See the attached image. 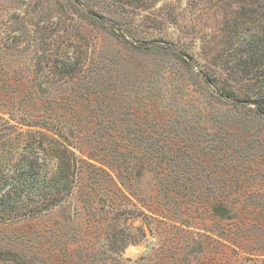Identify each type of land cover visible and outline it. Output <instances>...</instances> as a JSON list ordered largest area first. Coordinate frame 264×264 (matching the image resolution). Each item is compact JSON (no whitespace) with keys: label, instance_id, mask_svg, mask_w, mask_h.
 Returning a JSON list of instances; mask_svg holds the SVG:
<instances>
[{"label":"rangeland","instance_id":"374dc122","mask_svg":"<svg viewBox=\"0 0 264 264\" xmlns=\"http://www.w3.org/2000/svg\"><path fill=\"white\" fill-rule=\"evenodd\" d=\"M76 3L0 0V84L20 85V96L27 87L20 104L29 121L59 118L65 135L111 134L124 144L128 175L110 168L112 181L98 185L80 173L45 222L0 224L3 244L25 253L35 242L49 264H257L264 259L254 252L264 236V117L241 102L264 88V0ZM69 56L83 75L57 85L54 63ZM120 188L135 215L115 222L107 201ZM221 196L236 202L243 221L225 233L205 206ZM193 197L201 205L191 206ZM140 225L145 239L126 245L119 261L102 252L106 228L120 237ZM222 239L243 242L241 252Z\"/></svg>","mask_w":264,"mask_h":264},{"label":"trees","instance_id":"16d2710c","mask_svg":"<svg viewBox=\"0 0 264 264\" xmlns=\"http://www.w3.org/2000/svg\"><path fill=\"white\" fill-rule=\"evenodd\" d=\"M69 1L73 5L76 4L75 6L79 5L76 3L77 0ZM84 10L80 9L86 17H96L90 10ZM139 47L144 51L150 50L149 46H137L136 49ZM81 69L83 68L78 67V61H74L73 56L60 58L54 63L50 79L57 85L61 82L75 81L81 77V74L83 75ZM5 73L12 74L13 71L5 70ZM20 89V85L0 84V224L41 218L56 206L61 205L71 195L76 178L82 172L98 185H101L100 180L112 181L110 168L118 171L122 176L128 175L129 162L126 163L124 159L126 157L123 153L125 152L124 144L115 145L111 134L93 132L89 134V132L77 131L74 134L65 135L60 132L62 122L59 118L48 117L39 121H29L32 114H27L28 109L25 102L22 106L20 104V101L27 100V87L25 88L26 93L21 96ZM257 93L259 94L257 100H242L241 103L245 106L254 105L255 109L249 110L264 117V88ZM43 100L52 101L48 98H43ZM19 106L21 111H17ZM120 158L121 161H119ZM115 161L119 163L115 164ZM114 165L117 168H114ZM142 167L139 165L137 171H140ZM137 171L134 173L131 170L132 175H135ZM192 199L191 206L201 205L196 197ZM126 201H129L128 197L121 188L112 193L107 203L108 209L110 208L112 212L113 221L119 222L121 218L124 220L126 217L132 218L135 215V212L128 209V205L133 203ZM207 201L208 204L205 206L208 217L215 218L219 224L224 223L222 233H225L226 229L229 231V228H233L236 224L238 226V223L243 224V221L237 218L236 202H231L226 196H221L217 200L210 198ZM41 221L45 222V218H41ZM142 227L141 225L135 229L131 227L135 231L120 237L113 235L111 228L109 230L106 228V233L102 234L105 235L102 239L106 242L102 252L111 253L113 261H119L118 254L122 253L126 245L138 244L145 239V228L143 230ZM55 228L63 230L61 224H56ZM37 235V233L32 234L33 238L39 240L40 236ZM257 238L263 240V243L257 245L259 248H255L254 252L264 253V236H257ZM18 241L20 245L25 246L21 236ZM223 241L236 250L244 245L238 240ZM31 244L34 252L29 250V252L22 253L18 247L3 244L0 238V264H49L36 254L44 253L42 247L35 242ZM256 260L259 264H264V259L255 258ZM102 263L105 261L96 260L84 264ZM107 263L110 262L107 261Z\"/></svg>","mask_w":264,"mask_h":264}]
</instances>
